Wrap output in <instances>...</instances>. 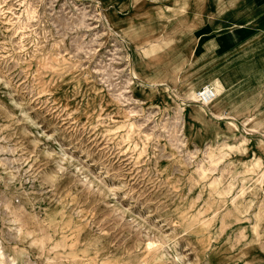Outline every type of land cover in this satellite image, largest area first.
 Instances as JSON below:
<instances>
[{"label": "rangeland", "instance_id": "374dc122", "mask_svg": "<svg viewBox=\"0 0 264 264\" xmlns=\"http://www.w3.org/2000/svg\"><path fill=\"white\" fill-rule=\"evenodd\" d=\"M183 2L0 0V264H264V0Z\"/></svg>", "mask_w": 264, "mask_h": 264}, {"label": "bare ground", "instance_id": "6f19581e", "mask_svg": "<svg viewBox=\"0 0 264 264\" xmlns=\"http://www.w3.org/2000/svg\"><path fill=\"white\" fill-rule=\"evenodd\" d=\"M137 2H139V1H142V0H136ZM249 1V0H248ZM175 3H177V0H175ZM168 5V4H167ZM188 9V2H187V0H184V2L180 5V7H179V9H177V8H172V9H170L172 12H174V14H182V13H184L186 10ZM163 10V9H162ZM170 11V12H171ZM162 12V11H161ZM100 14V13H99ZM105 16H106V18H107V20L108 21H112V19H110L109 17H108V15H107V13H105ZM174 17V16H173ZM110 24V23H109ZM86 27V26H85ZM135 30V29H134ZM134 33V32H133ZM149 46V45H148ZM141 53H142V57H144L146 54H147V52H148V50H149V52L151 53V54H153V55H155V51L157 50L155 47L153 48V47H150V48H146V47H142L141 48ZM162 52V51H161ZM157 53V52H156ZM149 54V53H148ZM180 58H182V57H180ZM184 59V58H183ZM177 63V62H176ZM179 63V62H178ZM171 65V64H170ZM177 65V64H176ZM174 66V65H173ZM170 67V66H169ZM160 70H163V69H160ZM131 76H133L134 78H136V77H138V76H140V77H143V78H145L146 80H148V82H150L151 84H155V83H162V81L159 79V77L162 75V72H158V73H154V74H152V75H149V76H143L142 74H137V72L135 73L134 72V70L131 68ZM147 82V81H146ZM162 84H164V83H162ZM158 85V84H157ZM206 85H209V86H212L213 88H214V91H215V97L210 101V102H207V103H201V104H203L204 106H209V105H211V104H213L214 102H217V101H220L224 96H225V94H226V91H227V87L225 86V84H223L222 82H220V81H217L216 83H208V82H205L204 84H203V86H206ZM121 94H119V96H120ZM119 96H117L116 97V100H117V102L119 103V104H121V100H120V97ZM197 99V98H196ZM117 103V104H118ZM199 109H200V111L199 112H203L204 111V108L203 107H199V106H197ZM228 108V107H227ZM192 112V111H191ZM190 113V112H189ZM130 114V113H129ZM197 114V113H196ZM204 114V113H203ZM191 115V114H190ZM195 115V114H194ZM198 116V115H197ZM125 117L126 118H128V114L126 113L125 114ZM195 117V116H194ZM258 145V147H259V149L264 153V142H261V143H258L257 144ZM229 147H233V145L232 144H229ZM212 152V151H211ZM226 155V154H225ZM256 158L254 159V161H252L253 163H256V164H259V165H261V168L260 169H262L261 171H260V173H258V175L254 178V183H261V184H263L264 183V157H262V156H255ZM211 162V161H210ZM214 163V162H213ZM252 164V163H251ZM236 165V164H235ZM201 166H203V165H201ZM247 166V165H246ZM253 166V165H252ZM230 176H231V173L229 174ZM233 178V177H232ZM235 180V179H234ZM237 195V194H236ZM244 213V212H243ZM22 226V225H21ZM20 226V227H21ZM24 226V225H23ZM25 228V227H24ZM18 229V228H17ZM19 230V229H18ZM20 231V230H19ZM27 231V230H26ZM29 232V231H28ZM27 232V233H28ZM26 233V234H27ZM30 233H32V232H29V234ZM42 239L40 238V241H41ZM39 242V241H38ZM40 244V243H39ZM42 244H43V242H42ZM149 245L148 246H150L151 247V252H152V254H153V256L154 257H156V259H160V258H162V253L161 254H157V248H152V246H153V243L151 242V243H148ZM55 246H59L58 244H56ZM2 264V263H1ZM4 264V263H3Z\"/></svg>", "mask_w": 264, "mask_h": 264}, {"label": "crops", "instance_id": "0c3cea01", "mask_svg": "<svg viewBox=\"0 0 264 264\" xmlns=\"http://www.w3.org/2000/svg\"><path fill=\"white\" fill-rule=\"evenodd\" d=\"M259 21H260L259 23H261V24L264 23V18H263V20H259ZM249 24H250V26L248 28L250 29V31L246 28V29L234 32V34L231 37L233 42L239 41V40L245 38L246 36H250V35L255 34L257 32V30H258L257 29L258 27L256 25L257 23L255 21H249ZM220 82H222V81L220 80ZM214 83H216V82H214Z\"/></svg>", "mask_w": 264, "mask_h": 264}, {"label": "built area", "instance_id": "2783aa9c", "mask_svg": "<svg viewBox=\"0 0 264 264\" xmlns=\"http://www.w3.org/2000/svg\"><path fill=\"white\" fill-rule=\"evenodd\" d=\"M214 97H215V91L212 86L206 85L200 87L196 91V98L197 101L200 103L210 102Z\"/></svg>", "mask_w": 264, "mask_h": 264}]
</instances>
